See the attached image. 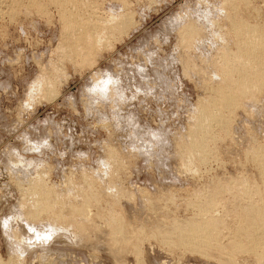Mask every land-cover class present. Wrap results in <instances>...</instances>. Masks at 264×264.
Masks as SVG:
<instances>
[{
	"label": "rangeland",
	"instance_id": "rangeland-1",
	"mask_svg": "<svg viewBox=\"0 0 264 264\" xmlns=\"http://www.w3.org/2000/svg\"><path fill=\"white\" fill-rule=\"evenodd\" d=\"M30 1L33 0H0L2 262H7L10 244L1 233L4 219L20 227L23 235L27 234L26 239L22 235L24 242L34 241L29 230L31 223L23 221L18 214L20 193L17 182L25 187L36 166L46 167L45 183L61 186L65 178H76L83 169L94 171L100 165L104 167L103 161L100 164L104 152L109 145L117 146V150L126 156L122 185L132 191L137 188L150 192L162 188L174 190L175 204L181 217L190 215L189 211L183 210V206L185 198L192 196L193 192L207 190L215 179L224 182L239 179L244 176L243 173H247L238 165L237 151L245 147L247 141L244 140H248L252 134L259 144H264V92L259 96L261 99L256 110L250 103L236 110L230 124L229 138L222 137L212 143L213 148L217 146L218 157L206 161L197 174L181 171L180 161L172 156L178 135L187 129L195 105L209 95L205 85L217 82L211 69L207 67V70L199 73V68L207 66L206 61L219 42L214 39L213 32L221 29L225 23L224 19L221 20V0H85L89 2V7L84 10L80 8L78 14L83 18L109 20L116 14L130 13L133 27L125 29L126 34H115L106 47L93 55L89 64L61 62L65 68L62 69L63 82L56 96L50 100L36 94L30 97L28 90L29 85L41 78L46 70L48 72L51 66L59 67V8L49 0H34L39 4L41 2L40 7L34 8L30 6ZM251 4L257 8V18L252 16V21L264 27V0H252ZM188 17L193 18L192 21L199 20L197 24L198 27L200 25L201 39L199 44L194 43L195 46L184 45L181 41V27L190 20H186ZM213 21H218L221 26L213 24ZM214 25L218 26L217 29ZM185 58L190 59V65L184 64ZM191 65L199 67L195 70ZM105 78L110 79L109 83L113 82H107V85L116 87L113 97L101 95V98L93 94L96 92L94 83L105 82ZM213 129L218 132L217 127ZM255 172L251 170L250 175L258 182V176L253 175L258 174ZM224 177L227 179L224 180ZM122 200L125 213L132 211L136 203L139 204L138 201ZM58 238L45 245L51 251L29 248L21 264H116L104 247H97L99 240L96 242L94 239L90 248L91 244L75 247L67 242L62 245ZM145 241L140 246L141 262L131 254L123 256L119 264H214L183 250H179V253L178 250L168 251L154 240ZM39 252L43 253L42 257H39Z\"/></svg>",
	"mask_w": 264,
	"mask_h": 264
},
{
	"label": "bare ground",
	"instance_id": "bare-ground-1",
	"mask_svg": "<svg viewBox=\"0 0 264 264\" xmlns=\"http://www.w3.org/2000/svg\"><path fill=\"white\" fill-rule=\"evenodd\" d=\"M221 1V20L224 19L225 23L219 28L221 31L218 29L213 32L214 39L219 42L216 43L214 51L210 52L211 56L207 57V66L199 68V73L207 67L211 69L217 82L205 85L209 95L199 99L200 102L195 105L187 129L178 135L172 155L180 161L179 169L190 175L197 174L209 159L218 157L217 146L213 148L212 143L230 135V124L236 110L243 109L245 103H250L256 110L261 99L259 96L264 92V27L252 21V16L257 14V8L251 4L252 0ZM29 3L34 8L40 7L41 4L34 0ZM49 3L59 8L61 61L59 67L51 66L50 70L47 68L48 72L44 71L45 74L41 72V78L29 85L28 90L29 96L36 94L45 100L54 98L63 82L62 69L65 68L61 62L80 61L81 64H89L93 55L106 47L115 34L124 33L125 29L133 25L130 13L116 14L114 17L110 16L109 20L83 18L78 14L80 8L84 10L89 7V2L85 0H49ZM192 19L181 27L183 34L181 31L180 37L184 45L199 44L201 39L200 25L198 27L197 24L199 20L196 22V19ZM201 22L203 23V19ZM216 22L213 21V24L220 27L218 21ZM183 62L191 64L188 58ZM191 67L196 70L199 66ZM105 80L107 81L92 85L96 91L93 94L113 97L116 87L114 84V87L107 85V82L111 83L110 79ZM215 127L218 128L217 133L214 132ZM244 141H247V144L237 151V160L238 165L247 173H243L244 176L239 179L228 177V181L224 177V182L215 179L207 190L195 191L192 196L185 198V202L181 200L184 202L183 210L190 212L189 216L184 217L179 216L174 190L162 188L150 192L137 188L132 191L122 185L121 175L126 156L117 150V146L109 145L110 148L108 146L106 152L103 151L105 156L100 164L103 161L104 167L100 165L94 171L80 169L82 171L78 172L77 177L73 176L75 179L65 178V181L60 183L61 186L45 183L46 167L43 169L36 166V169L32 170V178L28 177L29 181L26 180L28 183L25 187L17 182L20 193L18 214L23 221L31 223L29 230L34 241L24 242L22 229L4 219L1 233L10 244L7 262L0 260V264H21L23 255L28 253L29 248L35 247V251L39 247L42 251H51L45 245L57 237L62 245L68 242L75 247L91 244V248L92 241L99 240L97 247H104L116 264L120 263L123 256L131 254L134 259L140 261V246L150 239L168 251L178 250L179 253V250H183L206 258L214 264H264V144H259L253 134ZM251 170L257 171L258 174L255 172L253 175L258 176V182H255L256 178H251ZM122 199L138 201L139 204L136 203L132 211L125 213ZM42 224L45 227H38ZM26 235H23L25 239ZM42 254L39 257H42Z\"/></svg>",
	"mask_w": 264,
	"mask_h": 264
}]
</instances>
